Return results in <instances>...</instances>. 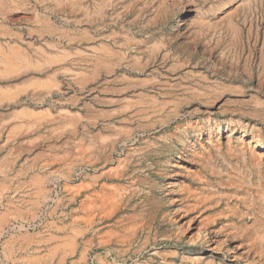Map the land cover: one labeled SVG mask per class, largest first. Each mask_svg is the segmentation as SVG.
Returning a JSON list of instances; mask_svg holds the SVG:
<instances>
[{
	"label": "rangeland",
	"instance_id": "rangeland-1",
	"mask_svg": "<svg viewBox=\"0 0 264 264\" xmlns=\"http://www.w3.org/2000/svg\"><path fill=\"white\" fill-rule=\"evenodd\" d=\"M59 178L0 264L56 221L82 264H264V0H0V237Z\"/></svg>",
	"mask_w": 264,
	"mask_h": 264
},
{
	"label": "crops",
	"instance_id": "crops-1",
	"mask_svg": "<svg viewBox=\"0 0 264 264\" xmlns=\"http://www.w3.org/2000/svg\"><path fill=\"white\" fill-rule=\"evenodd\" d=\"M43 79V77L40 78V80ZM18 150L21 149L17 147L10 148V153L14 155L15 159L18 157ZM40 163L37 159L34 167H38ZM42 183H44V186L41 188L42 194L38 201L43 200L49 194L48 181L46 180ZM33 190L35 193L36 188ZM15 191L17 192V190ZM13 200V203H15L17 200L16 196ZM28 207L30 208L31 204ZM9 211L12 213L14 209ZM76 237L75 233L68 231V227L56 221L55 223H47L36 233L23 234L5 240L3 249L12 264H82L80 262L82 254L80 258L74 257L77 252L74 241Z\"/></svg>",
	"mask_w": 264,
	"mask_h": 264
},
{
	"label": "bare ground",
	"instance_id": "bare-ground-1",
	"mask_svg": "<svg viewBox=\"0 0 264 264\" xmlns=\"http://www.w3.org/2000/svg\"><path fill=\"white\" fill-rule=\"evenodd\" d=\"M181 124V123H180ZM211 132V130H210ZM217 133H221V129L219 128V130L217 131ZM243 136H245V133L243 134ZM186 137V136H185ZM183 138V137H182ZM184 140V138H183ZM181 143L183 141H180ZM180 143V144H181ZM187 144V143H186ZM178 145V144H177ZM263 146L262 142L260 141V139H256L255 140V143H254V146H253V149H259ZM234 148V147H233ZM242 148V149H241ZM241 148H234L233 150L234 151H238L237 155H240L241 157V166L244 168V169H249L250 172L252 173L254 171V168H255V165H254V160H256V155L255 153H252V152H245V150L243 149V147ZM250 148L252 149V145L250 146ZM196 150H197V144L194 143L191 147H187L186 149L185 148H182L179 150L178 154H177V158H180V159H183L185 156L187 155H195L196 153ZM188 151L191 153H188ZM252 151V150H251ZM233 154V152H232ZM197 155V154H196ZM192 156V155H191ZM187 158V157H186ZM197 158V157H196ZM257 164H261V162L257 163ZM180 167H183V166H180ZM261 174V173H260ZM261 189V188H260ZM262 190V189H261ZM258 192V190L256 191ZM254 201V200H253ZM260 211V210H259ZM256 213V212H255ZM254 213V214H255ZM258 215V214H257ZM264 215V214H263ZM248 217V216H247ZM260 217V216H258ZM257 218V217H255ZM264 220V219H263ZM236 222V221H235ZM257 223V221H256ZM202 226V225H201ZM227 226V225H226ZM235 226V225H234ZM255 227V225H253ZM261 226V225H260ZM228 227V226H227ZM222 230H219L221 233H213V234H209L208 232L204 231L202 227L199 226V230L197 232L199 238L202 240L203 244L204 245H210L212 243H219L220 245L222 244H225V242H228L230 240V238H237V240L239 241H243V240H247V237H246V234L245 233H239L238 231H230L228 228H221ZM245 229V228H244ZM246 230V229H245ZM253 231V230H252ZM256 231V229H255ZM217 232V231H216ZM257 232V231H256ZM211 233V232H210ZM258 234V233H257ZM261 236V235H259ZM256 237V236H255ZM263 238V237H262ZM256 239V238H255ZM260 239V237H259ZM236 240V241H237ZM249 240V239H248ZM254 240V239H252ZM263 242H264V239H263ZM256 242H253V246ZM262 243V242H261ZM214 244V246H215ZM251 244V246H252ZM263 245V244H262ZM259 246V245H258ZM203 247V246H202ZM239 246L235 245L233 246V248H238ZM256 247V246H254ZM218 248V247H217ZM264 254V253H263ZM227 259V258H226Z\"/></svg>",
	"mask_w": 264,
	"mask_h": 264
},
{
	"label": "built area",
	"instance_id": "built-area-1",
	"mask_svg": "<svg viewBox=\"0 0 264 264\" xmlns=\"http://www.w3.org/2000/svg\"><path fill=\"white\" fill-rule=\"evenodd\" d=\"M89 170L88 167H82L79 169V171L76 174V179H80L84 173H86ZM63 182L64 180L59 178L56 179L53 185L52 193L49 198V200L45 203L42 211L39 213V215L31 222L27 223H18V222H12L4 231L3 235L0 237V240L5 238L7 235H10L12 233H15L17 231H35L37 230L42 222L44 221V218L46 215L54 208L56 207L61 194L63 190ZM88 264H95V260L93 257H91L88 261Z\"/></svg>",
	"mask_w": 264,
	"mask_h": 264
}]
</instances>
